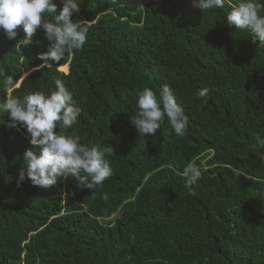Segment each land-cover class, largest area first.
<instances>
[{"label": "trees", "instance_id": "16d2710c", "mask_svg": "<svg viewBox=\"0 0 264 264\" xmlns=\"http://www.w3.org/2000/svg\"><path fill=\"white\" fill-rule=\"evenodd\" d=\"M235 2L202 12L192 0H77L72 19L88 27L87 42L59 62L37 58L50 43L43 30L26 47L22 31L0 32V103L48 94L60 79L80 114L56 131L113 148L111 176L91 190L71 177L18 186L33 146L0 112V264H264V45L227 25ZM165 85L185 135L165 117L140 137L130 123L137 93ZM189 163L202 172L194 194Z\"/></svg>", "mask_w": 264, "mask_h": 264}, {"label": "clouds", "instance_id": "9594fccd", "mask_svg": "<svg viewBox=\"0 0 264 264\" xmlns=\"http://www.w3.org/2000/svg\"><path fill=\"white\" fill-rule=\"evenodd\" d=\"M192 3L202 12L225 7V0H192ZM60 4L62 7L57 12L55 0H0V32L9 40H16L22 31L24 36L17 42L21 47H26L33 43L36 32L43 30L50 43L47 51L39 53L37 58L44 63L50 60L59 62L69 50L81 49L87 42L88 33L87 26L73 22L74 13L80 12L77 0H60ZM262 9L264 5L256 0H236L230 5L225 21L237 30L250 33L253 42L264 45ZM7 83L11 84V80ZM207 95V89L197 93L201 99ZM0 112L7 114L9 128L25 130V138L33 146L23 153V166L18 170V186L28 179L32 185L46 189L55 185L58 178L71 177L78 187L91 190L111 176L112 168L105 154L112 151V147H89L81 144L79 137L56 131L58 124L62 129L71 128L80 114L72 93L60 79L55 81V89L48 94L36 91L22 98H7L0 103ZM165 117L177 136L185 135L188 119L170 87L163 86L159 96L151 88L139 90L136 111L130 117V123L139 136L154 135ZM257 140L264 146V138L257 137ZM183 175L190 194H194L192 185L201 178V169L189 163ZM104 199H107V194Z\"/></svg>", "mask_w": 264, "mask_h": 264}, {"label": "bare ground", "instance_id": "6f19581e", "mask_svg": "<svg viewBox=\"0 0 264 264\" xmlns=\"http://www.w3.org/2000/svg\"><path fill=\"white\" fill-rule=\"evenodd\" d=\"M66 66H68V65H66ZM66 66H62V67H60V69H62V70H64L65 72L67 71V68H66ZM69 71V70H68ZM68 73V72H67Z\"/></svg>", "mask_w": 264, "mask_h": 264}, {"label": "rangeland", "instance_id": "374dc122", "mask_svg": "<svg viewBox=\"0 0 264 264\" xmlns=\"http://www.w3.org/2000/svg\"><path fill=\"white\" fill-rule=\"evenodd\" d=\"M66 68H67V71L65 72L64 70H62V69H60V71L61 72H64V73H67V72H69L68 70H69V67L68 66H66Z\"/></svg>", "mask_w": 264, "mask_h": 264}]
</instances>
